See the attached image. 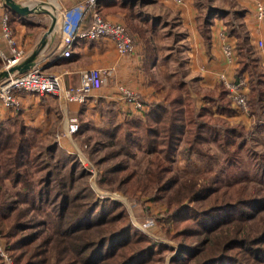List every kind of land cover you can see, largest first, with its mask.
<instances>
[{
    "label": "trees",
    "instance_id": "trees-1",
    "mask_svg": "<svg viewBox=\"0 0 264 264\" xmlns=\"http://www.w3.org/2000/svg\"><path fill=\"white\" fill-rule=\"evenodd\" d=\"M251 47L241 36L234 77L248 75V115L262 130L264 70ZM142 60L159 97L148 103L141 117L112 123L102 131L106 139L93 142L94 151L101 148L100 142L110 148L108 160H95L102 166L97 182L129 196L164 199V231L177 248L151 239L120 201L96 197L86 181L88 171L75 156L57 154V144L37 151L27 137V125L17 116L12 131L0 124V234L15 264H165L172 253L170 264H264V191L257 187L245 192L246 185L235 182L237 175L228 181L229 189L220 185V174L240 167L238 154L246 147L242 131H250L225 117L238 112L230 104L228 89L220 81L203 92L198 106L181 75L166 87L154 79L156 54L149 42ZM182 142L185 156L197 159L210 156L205 144L215 143L224 153L219 171L180 181L169 175ZM137 151L146 155L142 171L126 161ZM44 155L48 161L42 160ZM5 179L11 188L4 185Z\"/></svg>",
    "mask_w": 264,
    "mask_h": 264
},
{
    "label": "crops",
    "instance_id": "crops-1",
    "mask_svg": "<svg viewBox=\"0 0 264 264\" xmlns=\"http://www.w3.org/2000/svg\"><path fill=\"white\" fill-rule=\"evenodd\" d=\"M16 1L30 7L38 5L41 10L21 16L10 12L0 0V31L3 16L7 14V24L12 37L16 45L23 50L20 62L35 52L34 63L44 70L62 73L63 84L67 87L78 83L80 70L100 69L102 84L100 88L93 91L92 95H89V98L87 97L86 105L97 106L98 100L111 103L117 109L118 115L121 111L124 112L122 115L124 119L141 117L143 111L148 108V103L159 97L154 85L150 82L151 77L144 70L141 51L143 46L140 42H143V38H147L152 44L156 54V63L152 72L154 79L159 81L156 73L159 58L153 33L158 23L165 22L166 18L180 20L179 27L183 24V28L187 30L185 39L190 46L188 72L191 76L200 75L198 83L194 84H198L200 88L203 87V92L213 89L221 81L219 78L221 74L228 79L234 77L238 66L237 59L230 61L225 56L223 48L225 44H230L235 47L236 51V45L241 36L253 45L255 51L257 49L256 52L264 65V51L258 50L257 47L258 39L264 43V22L255 19L254 6L250 0H184L183 4H176L174 0H98L100 12L105 18L122 22L132 31L136 27V31L131 33L135 40L140 39L135 54L120 55L110 39L101 37L94 40L76 41L69 58L59 55L61 20L63 11L77 5L80 0ZM52 14L56 17V22L53 30L47 33ZM138 30L146 35L139 34ZM0 49L6 55L10 53V47L3 36H0ZM0 63L3 66L1 58ZM243 77L247 80L248 75L244 73ZM188 79L185 76V80ZM188 82L191 89L193 82L192 80ZM119 83L139 95L143 103L142 109H136L120 99L116 89ZM194 91L191 95L201 102L203 93ZM19 96L20 108L8 109L0 104V124L5 125L11 122L9 119L18 109L21 110L20 118L25 124L31 122L37 125L40 120L43 122L44 119H54L57 114H61L63 118L65 117L64 127L68 122L76 121L77 113H81L79 103L66 102L55 95L20 93ZM122 117H118V121L123 120ZM235 117L244 121L250 119L249 116L240 112H236Z\"/></svg>",
    "mask_w": 264,
    "mask_h": 264
},
{
    "label": "rangeland",
    "instance_id": "rangeland-1",
    "mask_svg": "<svg viewBox=\"0 0 264 264\" xmlns=\"http://www.w3.org/2000/svg\"><path fill=\"white\" fill-rule=\"evenodd\" d=\"M40 15L43 14L40 13ZM180 23V20L175 21L174 18H166L165 22L161 21L158 23V26L153 33L156 52L159 58L158 69L156 72L159 79L158 82L166 87L175 84L180 78V75L184 79L186 76V78H189L188 80H192L193 82L191 90H196V92L203 93L204 88H200L198 84H194L198 83L200 75L195 74L194 76H191V74L188 72L190 68L188 59V50L190 49V46L188 41L185 39L187 30L183 28V24L181 27H179ZM126 28L132 34L134 30L136 31V27H134L133 31L127 26ZM138 33L146 35V33H143L140 30H138ZM135 41L138 46L140 39ZM146 42H149L147 38H143V42H140L143 46L141 48L142 54ZM250 45L253 47L251 43ZM257 47L259 46L257 45ZM252 49L254 50L255 54L258 55L256 52L257 49L256 51L254 47ZM236 55L238 59L237 51ZM258 61L259 67L264 70V65L262 64V59L260 56ZM1 67L2 65L0 63V68ZM227 97L230 99V104L233 107L234 105L232 104L231 98L228 95ZM194 98L196 99L195 96ZM195 102L199 106L203 100L200 102L196 99ZM84 103L80 104L81 108H79L81 113H77L76 116L78 128L73 134H71V136L67 137V135L64 134L65 117L63 118L61 114H57L54 119H44L42 120L43 122L40 120L37 125L27 122V137L33 143L37 151L55 146L57 144V148L55 150L57 154L61 151L63 153L75 156L80 162V165H82V167L88 171L89 174L86 177V181L89 182L90 186L95 192L96 197L107 196L120 201L124 205L126 211L129 213L131 220L138 228L142 230V228L145 226L151 225V229L147 230V232H144L151 239L157 240L158 242H165L177 248V243L169 238V236L166 234L167 232L164 231V227L167 224L165 220L167 217L164 199L150 201L148 194L145 195L141 193H135L134 196H129L120 189L108 190L99 186L97 181L102 175V166L96 164L95 160L98 161V159H100L102 156L108 160L109 158L107 152L110 150V148L109 146L104 147L101 142H98V146L101 148L97 151H94L92 150V144L96 139L98 141L105 140L106 136L102 131L109 128L112 123L118 121L117 118L122 117L124 112L121 111L120 115H118L117 109L114 108L111 103L105 101L101 102L98 100L97 106L91 104L86 105V102ZM85 109L87 110L85 111ZM20 112L21 110L19 109L17 112H14L12 116L14 120H12V118H8L12 122H9L11 124L6 123V125H8L6 126L8 130L12 131L14 129L16 118L17 116L20 117L21 115ZM227 117L232 122L243 124L245 127L249 128L250 131L246 134H244L242 131V134L246 138V147L242 150L240 149L238 154V158L242 159L240 167L226 169L227 171L225 173L220 174V179H222V181H220L221 189H229L230 185H227L228 181L233 178V175H237L238 178L235 180V182L237 184H245V192H255L257 187L261 188V191H264V126L262 130H260L257 126L253 125V120L247 119V121H244L243 119L235 117V113L227 115ZM122 119L124 118L122 117ZM259 122H264V112H262V119L259 120ZM183 145L184 143L182 142L179 150L174 156L173 162L171 164V172L169 174L173 175L177 181L191 176H197L199 179H203L218 172L221 168L220 162L224 156V153L223 150L215 143L209 142L205 144L210 156L204 157L203 159H197L194 156L187 158L182 150ZM230 148L233 150L235 149L234 146H231ZM42 160L48 161L49 157L44 155ZM126 161L129 167H132L138 171H142L146 165V155L141 151H137L135 158L128 156ZM86 166H88V168L93 167L96 169V173L94 174L89 172V169H87ZM36 175L39 174L36 173ZM4 185H6L8 188H11V184L7 179L4 180ZM12 189H16V187H12ZM253 194L255 195V193ZM252 227L256 228V224H252ZM173 231L174 229L171 226L168 232L172 234ZM0 236V243L10 257L9 263H6L5 260L0 256L1 261L3 264H15L12 254H10V252L7 250V239H5L1 234ZM172 255L173 253L167 255L164 261L165 264H170L169 259L172 257Z\"/></svg>",
    "mask_w": 264,
    "mask_h": 264
},
{
    "label": "built area",
    "instance_id": "built-area-1",
    "mask_svg": "<svg viewBox=\"0 0 264 264\" xmlns=\"http://www.w3.org/2000/svg\"><path fill=\"white\" fill-rule=\"evenodd\" d=\"M176 4H183L184 0H174ZM254 6L255 19L264 22V0H250ZM8 16H3L0 36H3L10 47L8 55L0 49V58L3 60V68L17 64L23 57V50L18 47L12 37L11 30L7 24ZM61 51L60 56L69 58L72 47L76 41L94 40L101 37L110 39L120 55H132L137 50V43L126 26L119 21H111L100 12L98 0H80L77 5L63 11L61 26ZM260 51H264V43L257 40ZM225 56L230 60H236L235 47L225 44L223 48ZM109 71V70H108ZM221 83L228 89L227 95L238 112L248 115V104L246 99L248 83L241 76L239 78H226L219 76ZM102 84V72L98 68H84L79 72L76 85L65 86L62 73L44 70L34 63L27 70L20 73L9 74L0 80V104L8 109H17L20 104V93H33L37 95H55L66 102L84 103L92 91L100 88ZM117 94L125 103L136 109H142L143 103L139 95L119 83L116 86ZM264 106V102H263ZM78 128L77 121L68 122L64 128V134L71 136ZM86 165V164H85ZM89 172L96 173L93 167ZM151 229V225L142 228L143 231ZM1 238V236H0ZM0 256L9 263L10 257L0 243Z\"/></svg>",
    "mask_w": 264,
    "mask_h": 264
},
{
    "label": "water",
    "instance_id": "water-1",
    "mask_svg": "<svg viewBox=\"0 0 264 264\" xmlns=\"http://www.w3.org/2000/svg\"><path fill=\"white\" fill-rule=\"evenodd\" d=\"M2 2H3V5L7 7L10 11L18 15H21V16H26L30 13L41 11L38 5L30 7L27 4H21L17 2L16 0H2ZM55 22H56V17L52 14L51 24L47 29V33H50L53 30ZM35 58H36V53L34 52L31 55L27 56L20 63L11 65L8 68L1 69L0 70V80L2 78L9 76V74L20 73V72L27 70L34 64Z\"/></svg>",
    "mask_w": 264,
    "mask_h": 264
}]
</instances>
